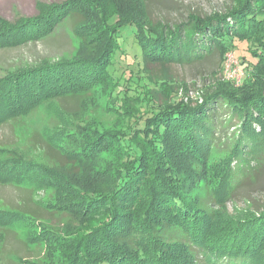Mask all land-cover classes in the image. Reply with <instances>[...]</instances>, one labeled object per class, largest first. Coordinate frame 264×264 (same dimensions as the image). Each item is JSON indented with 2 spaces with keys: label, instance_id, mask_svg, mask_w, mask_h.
I'll return each instance as SVG.
<instances>
[{
  "label": "trees",
  "instance_id": "trees-1",
  "mask_svg": "<svg viewBox=\"0 0 264 264\" xmlns=\"http://www.w3.org/2000/svg\"><path fill=\"white\" fill-rule=\"evenodd\" d=\"M123 2L37 3L19 25L0 16V46L43 40L80 17L75 57L0 77V129L9 131L0 185L20 190L15 206L0 204V221L23 245L32 243L10 226L24 224L32 242L46 244L41 258L18 255L19 264H264V204L226 209L264 156V0H232L175 23H153L146 4L137 13ZM242 44V80L215 78L201 100L184 101L164 77L148 75L149 65L210 53L222 62ZM128 54L136 63L118 67ZM88 93L104 96L114 122L93 114ZM40 97L67 118L61 126L52 115L49 135L34 128L29 153L13 113ZM35 185L52 194L36 199ZM41 212L71 220L54 225Z\"/></svg>",
  "mask_w": 264,
  "mask_h": 264
},
{
  "label": "rangeland",
  "instance_id": "rangeland-1",
  "mask_svg": "<svg viewBox=\"0 0 264 264\" xmlns=\"http://www.w3.org/2000/svg\"><path fill=\"white\" fill-rule=\"evenodd\" d=\"M60 1L62 0H0V16L6 18L11 23L15 22L19 25L23 18L34 16L38 12L36 8L37 3L50 4ZM142 1L124 0L123 3L125 5L131 3L134 6V10L138 11L137 13L140 12L138 8H142V6L145 8L146 4L147 14L153 23L159 20L166 23H175L185 18L189 12L204 15L223 11L232 3V0H144L143 3ZM79 20L80 17L77 15H73V17L67 16L43 40L29 39L0 46V77L26 67H34L43 60L56 61L61 58L75 57L79 40L73 34L72 28ZM128 32H130L129 28L122 29L120 37H126ZM242 45L239 46V49L231 47L223 55L222 62H220L217 53H210L205 58L192 64L166 63L165 65H161L158 63L149 65L148 71L150 73L148 72V75L151 74L155 78L164 77L169 82L168 85H171V89L184 101H187L188 98L201 100V92L215 78H225L226 80L237 82L236 85L242 80L241 73L244 69L241 67V56L244 53L243 50L246 48L245 44ZM133 59H137V56L126 55L125 61L119 63L118 67H127L126 65L131 63ZM133 63L136 62L133 61ZM145 85L150 86L148 79H146ZM141 88L139 89L141 90ZM84 95H88L92 99L93 114L102 118H109L112 122L116 120V116L107 114L109 109H107V103L103 95L94 93ZM33 101L24 103L13 113L20 120V123L17 121L16 132L20 133L21 143L27 149L30 148L28 146V139L34 128H40V130L49 135L50 124H57V121L52 119V115H55L57 118L59 114L58 121L60 124L67 118V116L65 117L60 113H56L55 109L51 106L53 104L49 103L46 98L40 97L36 100L33 99ZM234 123H237V120ZM233 128H229L228 134H230ZM8 134V129H0V141H3ZM28 151L30 153L31 150L28 149ZM32 155L38 162H44V159L36 151H33ZM250 165L254 169L249 171L247 180H244L237 186L235 199L229 200L228 204H226V209L230 213L244 210L247 206L255 209L264 204V156L257 163L253 162ZM28 179H30V176L26 177L27 182L30 181ZM33 188V195L38 200L45 201L52 194L51 190H45L37 185L33 186ZM19 195L20 190L11 186L0 185V204L15 206L20 199ZM0 207L7 208L6 205H0ZM41 215L48 217L46 219L54 225H61L71 220L67 214H58L56 212L53 214L41 212ZM8 225L9 223L6 224V226ZM3 227L5 225L0 221V264H19L18 255L41 258L46 244L32 242L29 234L30 229L26 225L19 224L10 227H15L24 239L32 243L29 247L23 245L17 234L14 235L12 232L3 231Z\"/></svg>",
  "mask_w": 264,
  "mask_h": 264
}]
</instances>
